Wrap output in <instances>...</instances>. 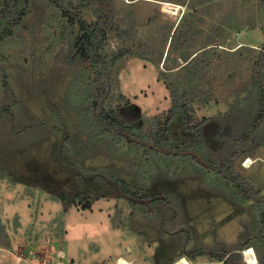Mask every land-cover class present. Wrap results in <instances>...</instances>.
I'll use <instances>...</instances> for the list:
<instances>
[{
  "label": "rangeland",
  "instance_id": "rangeland-1",
  "mask_svg": "<svg viewBox=\"0 0 264 264\" xmlns=\"http://www.w3.org/2000/svg\"><path fill=\"white\" fill-rule=\"evenodd\" d=\"M18 12L0 27V264H248L247 249L264 264V119L235 146L256 115L261 1L23 0ZM69 17L104 33L100 98ZM187 19L190 51L210 37L215 49L168 73L161 55ZM170 82L184 109L165 127ZM116 109L130 120L121 132L97 125ZM114 183L153 200L115 198Z\"/></svg>",
  "mask_w": 264,
  "mask_h": 264
},
{
  "label": "trees",
  "instance_id": "trees-1",
  "mask_svg": "<svg viewBox=\"0 0 264 264\" xmlns=\"http://www.w3.org/2000/svg\"><path fill=\"white\" fill-rule=\"evenodd\" d=\"M22 1L23 0H0V27L9 28L21 22L22 16L18 12V4H21ZM24 1L26 4L27 0ZM260 1L261 4L264 5V0ZM194 5L193 7H196ZM73 8L84 10L87 8V6L86 4H81L79 7ZM70 23L71 27H74L75 21L73 18ZM78 30L79 32L73 36L72 45L76 50L75 53H77L82 63L89 67V72H93L94 70L96 71L94 73L95 78L92 81V86L93 90L97 93V98H100V93L98 94V91L102 89V83L107 81L106 72L102 69L103 59L98 53L100 45L99 42L101 41V38L99 37L104 36V33L100 29L94 30L91 25L85 24L83 22L78 25ZM191 30H193V24L189 19H187L183 23H179L173 30L172 36H169L168 42L170 40V43L166 55H161L160 58V62H163L164 66L166 67L165 70L169 71L168 73H171V71L188 70L193 64L198 65V70L200 65L204 63H199L200 60L207 58L209 55H211V51H214L213 49H215V45L212 46L211 41L213 42V38L210 37L211 40L208 42L206 41L200 50L197 52H191L189 49V34ZM125 55V51L121 50L116 54L114 61L117 62ZM174 55H177V57ZM204 68H208V63H206ZM198 73L199 72L196 71L193 76L189 77L188 82H194ZM90 77H92V75H90ZM252 83L253 84L250 86L248 91V98L252 99L250 102L255 103L254 109L256 111V115L250 124V133L248 135H242L236 139L235 146H239L240 144H245L244 142L250 141L252 133L259 127V124H262L261 120L264 119V44L258 59H256L255 63L253 64ZM169 89L174 107L170 110L169 115L166 118L165 127H168L171 123H173L182 114L184 109L183 104L180 101V95L176 84L170 82ZM187 93L189 92H184L183 96L186 97ZM128 108L134 109L135 106L131 105L124 107L125 112ZM125 112L123 111L121 113L118 111V109L112 112L102 110L97 115L96 123L97 125L102 126L106 131L112 133L118 131L121 132V129L127 126L129 122L125 116ZM88 115H90V113ZM191 119L192 118L189 116L187 120L191 121ZM151 151H153L155 154L160 153L159 150L155 148V146ZM235 183L239 184L240 182ZM239 185L242 190L243 186L241 183ZM120 189L123 193L129 194L128 190H126L124 187H121ZM245 196L247 197L246 199L249 200V194H247V192L245 193ZM262 222L264 226V212L262 215ZM261 234L264 236V231Z\"/></svg>",
  "mask_w": 264,
  "mask_h": 264
},
{
  "label": "bare ground",
  "instance_id": "bare-ground-1",
  "mask_svg": "<svg viewBox=\"0 0 264 264\" xmlns=\"http://www.w3.org/2000/svg\"><path fill=\"white\" fill-rule=\"evenodd\" d=\"M164 8L165 11L168 13H172L175 14V11H177L178 7L170 5L169 3H164ZM251 159L247 162V167H250L251 165ZM245 255V261L248 264H258V259L257 256L255 254V251L253 249H247L244 252ZM117 264H129L125 259L123 258H119ZM174 264H189L188 260L186 258H181L180 260H178L177 262H174Z\"/></svg>",
  "mask_w": 264,
  "mask_h": 264
},
{
  "label": "water",
  "instance_id": "water-1",
  "mask_svg": "<svg viewBox=\"0 0 264 264\" xmlns=\"http://www.w3.org/2000/svg\"><path fill=\"white\" fill-rule=\"evenodd\" d=\"M114 186L116 188V192L112 195L115 198H122L131 202H134L136 204H144V205H148L150 204V202L153 199H141V198H137L128 194H125L121 191V189L114 183Z\"/></svg>",
  "mask_w": 264,
  "mask_h": 264
},
{
  "label": "flooded vegetation",
  "instance_id": "flooded-vegetation-1",
  "mask_svg": "<svg viewBox=\"0 0 264 264\" xmlns=\"http://www.w3.org/2000/svg\"><path fill=\"white\" fill-rule=\"evenodd\" d=\"M74 19V21H76V23H77V25H80L84 20H78V19H76V18H73ZM72 20V17H69V19H68V21L70 22ZM83 23H85L86 24V22H83ZM88 24V23H87ZM88 25H90V24H88ZM130 121V120H129ZM128 123H130V122H128Z\"/></svg>",
  "mask_w": 264,
  "mask_h": 264
}]
</instances>
